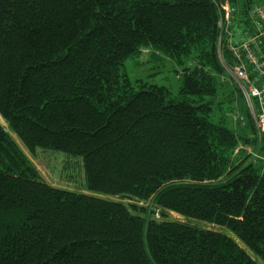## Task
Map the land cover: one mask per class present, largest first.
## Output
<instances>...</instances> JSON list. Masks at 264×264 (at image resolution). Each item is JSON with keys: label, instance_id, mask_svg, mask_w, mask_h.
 Returning a JSON list of instances; mask_svg holds the SVG:
<instances>
[{"label": "trees", "instance_id": "1", "mask_svg": "<svg viewBox=\"0 0 264 264\" xmlns=\"http://www.w3.org/2000/svg\"><path fill=\"white\" fill-rule=\"evenodd\" d=\"M224 1L0 0V264H264V132L225 106ZM145 48L182 67L178 100L122 71ZM11 132L78 159L85 192Z\"/></svg>", "mask_w": 264, "mask_h": 264}, {"label": "rangeland", "instance_id": "2", "mask_svg": "<svg viewBox=\"0 0 264 264\" xmlns=\"http://www.w3.org/2000/svg\"><path fill=\"white\" fill-rule=\"evenodd\" d=\"M227 2L229 1L225 0L223 2L224 6ZM252 3L264 7V0H252ZM261 65L264 66V63H261ZM122 71L127 74L131 82L140 79L146 81V83L149 85L164 87L170 92L173 98H175L176 100L179 99L177 96L183 84L182 67L176 62L175 59L166 56L163 53L157 52L153 50V48H145L140 52L138 56L127 59L124 63ZM230 77L233 78L232 76ZM255 82L256 81L252 79V83L255 84ZM226 83H228L230 87L228 90L229 100L228 102H226L227 104H225V106L236 107L235 112L233 114H230V122L232 124L237 123L242 127L245 119L244 113L247 111L255 126L256 136L259 137L260 140V135L262 132H264L260 122V117L264 116V107H249L247 100L241 96L240 91L237 89V86L235 85L233 79L227 80ZM256 100L258 104H262L264 102L263 100ZM0 123L4 128H7V124L1 118V116ZM10 134L14 141L18 144L20 149L29 158L34 168L37 170L40 177L45 182L54 187L85 192V189L82 185L83 173L81 170L80 161L78 159L70 158L60 153L42 152L41 150H37V154L35 156H31L28 151L22 146L18 138L12 132ZM250 136L252 137V134H250ZM239 149H241V147L239 148L238 146L234 150L235 153ZM242 149H246V152H248L254 158L258 157L251 146L245 145L242 147ZM261 160L264 162V155L263 157H261ZM111 199L123 203H129V199H123L118 196L111 197ZM141 203L143 205H147L149 201L143 200L141 201ZM156 217L158 216L156 215ZM168 218L169 220H179L182 222H187L204 230L212 229L216 231H223L229 236H232L230 232L224 230L222 227L205 221L191 218L186 219L173 213L168 214ZM247 252L250 256L254 257L249 251ZM259 261L261 260L259 259Z\"/></svg>", "mask_w": 264, "mask_h": 264}, {"label": "built area", "instance_id": "3", "mask_svg": "<svg viewBox=\"0 0 264 264\" xmlns=\"http://www.w3.org/2000/svg\"><path fill=\"white\" fill-rule=\"evenodd\" d=\"M256 10L264 12V8L255 7ZM251 12H249V21L254 23L250 18ZM224 22H229V14L231 10L229 8L223 9ZM262 21V20H261ZM264 21V20H263ZM221 24V22H220ZM261 25L258 24L257 27ZM227 27V26H226ZM242 34H232L228 31L227 49L231 54L233 61V69L235 75L240 81V85L243 88H248L251 95L259 96L264 99V82H261V77H264V37L260 30H253L252 28L245 27ZM263 37V38H262ZM251 67V73L255 74L254 80L256 83L261 82L260 88L253 87V83L249 84L248 75L245 72V67ZM261 127H264V116L260 117Z\"/></svg>", "mask_w": 264, "mask_h": 264}, {"label": "bare ground", "instance_id": "4", "mask_svg": "<svg viewBox=\"0 0 264 264\" xmlns=\"http://www.w3.org/2000/svg\"><path fill=\"white\" fill-rule=\"evenodd\" d=\"M249 7L251 9V15H250V18L253 20V21H259V20H264V12H260L258 10L255 9L256 7V4H253V3H250L249 4Z\"/></svg>", "mask_w": 264, "mask_h": 264}, {"label": "water", "instance_id": "5", "mask_svg": "<svg viewBox=\"0 0 264 264\" xmlns=\"http://www.w3.org/2000/svg\"><path fill=\"white\" fill-rule=\"evenodd\" d=\"M249 4H250V1H249V0H247V8H249Z\"/></svg>", "mask_w": 264, "mask_h": 264}]
</instances>
